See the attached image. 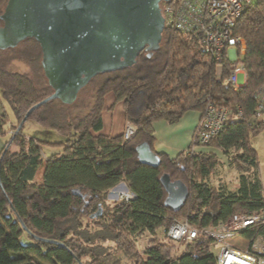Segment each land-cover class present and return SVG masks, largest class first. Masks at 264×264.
<instances>
[{"label": "trees", "instance_id": "1", "mask_svg": "<svg viewBox=\"0 0 264 264\" xmlns=\"http://www.w3.org/2000/svg\"><path fill=\"white\" fill-rule=\"evenodd\" d=\"M6 1L0 0V13ZM175 1L162 3V8ZM234 33L246 44L240 59L245 81L236 91L216 78L215 59L199 38L165 25L151 56L143 50L133 66L96 75L71 104L56 98L29 114L26 121L56 131L63 137L59 142L26 134L24 124L14 132L26 111L52 93L39 44L26 38L0 51V135L11 130L0 150V264H217L205 235L199 233L176 253V244L158 237L157 230L182 217L200 230L230 215L264 208L251 141L264 129V120H250L254 93L264 82V0L244 8ZM13 58L22 59L29 70L13 71ZM229 66L227 62L226 70ZM108 93L122 102L124 119L136 128L128 140L122 133L100 132ZM208 101L229 112L218 135L195 150L190 151V144L173 158L158 153L157 166L138 161L136 145L146 142L154 150L155 121L174 123L187 111L202 116ZM45 146L56 150L47 153ZM221 152H231L229 160L241 174L233 191L209 184ZM163 173L188 187L178 210L164 204ZM122 183L134 197L109 199L110 190ZM99 207L101 214L91 217ZM144 231L156 235L145 257L133 241ZM254 231L251 227L243 234L251 237Z\"/></svg>", "mask_w": 264, "mask_h": 264}, {"label": "water", "instance_id": "2", "mask_svg": "<svg viewBox=\"0 0 264 264\" xmlns=\"http://www.w3.org/2000/svg\"><path fill=\"white\" fill-rule=\"evenodd\" d=\"M170 1L7 0L0 13V50L14 48L26 38L35 39L44 76L52 88L50 95L26 111L14 132L45 102L57 98L71 104L96 75L133 66L143 50L151 56L160 46L165 27L162 3ZM135 151L139 162L159 164L158 153L146 142L136 145ZM160 181L166 191L164 204L178 210L188 196L187 185L168 173ZM72 192L81 195L78 189ZM100 214L99 207L90 216Z\"/></svg>", "mask_w": 264, "mask_h": 264}, {"label": "built area", "instance_id": "3", "mask_svg": "<svg viewBox=\"0 0 264 264\" xmlns=\"http://www.w3.org/2000/svg\"><path fill=\"white\" fill-rule=\"evenodd\" d=\"M257 0H176L173 4L162 8L165 25L185 35L200 39L204 51L215 59V76L237 90L245 81V72L240 59L245 53V40L235 34V24L242 11ZM227 62L230 66L226 70ZM243 77V83H238V75ZM255 109L251 121L264 120V82L254 93ZM225 106L208 101L200 121L195 129V139L191 150L207 144L219 134L228 118ZM241 116V111H238ZM136 132V128L126 121L123 138L128 140ZM115 199H132L134 195L129 190L111 189ZM255 228L249 236L243 233ZM161 231V232H160ZM160 232V233H158ZM199 233L211 240L210 248L218 250L214 254L217 264H264V208L247 213L233 214L218 223L202 227L200 230L191 227L185 218L173 221L167 228L157 230L158 237L176 244V253L183 251L191 240ZM156 237L149 231L133 236L134 245L145 257L144 251L149 241ZM145 241V244L143 242Z\"/></svg>", "mask_w": 264, "mask_h": 264}, {"label": "crops", "instance_id": "4", "mask_svg": "<svg viewBox=\"0 0 264 264\" xmlns=\"http://www.w3.org/2000/svg\"><path fill=\"white\" fill-rule=\"evenodd\" d=\"M101 117V133L113 136L123 132L126 122L123 114V105L122 102L115 101L111 93H108L104 98ZM200 119L201 112L187 111L174 123H169L165 120L155 121L153 123L155 139L153 144L154 150L157 153H166L171 158L175 157L180 151L185 150L192 144L193 134ZM26 134L30 135L29 133ZM2 146L3 142L0 141V150ZM120 185L124 186H121V190L125 191L127 189L123 183ZM238 185L239 184H237L236 189ZM113 189L118 190L119 188L117 189L115 187ZM112 198L115 199V193H113V196L109 197L111 200Z\"/></svg>", "mask_w": 264, "mask_h": 264}, {"label": "rangeland", "instance_id": "5", "mask_svg": "<svg viewBox=\"0 0 264 264\" xmlns=\"http://www.w3.org/2000/svg\"><path fill=\"white\" fill-rule=\"evenodd\" d=\"M5 50L7 49L0 50V51H5ZM7 55H5L4 57H6ZM9 68H11L13 71H18V72H25L29 70L28 65L20 58H13L9 60ZM238 83L239 84L243 83V77L241 74L238 75ZM2 105L4 106L5 110L9 114V117L11 118L12 115H11V111H10L8 104L4 102V104ZM0 111L2 112L1 105H0ZM23 131L26 133H29L30 135L34 137L39 138L40 140L47 141V142H59L63 139V137L60 136V134H58L56 131L49 129V128L42 127L38 125L36 122H34L33 120H27L24 123ZM7 133L9 135L11 133V130H8ZM8 135L7 134L0 135V141L4 143ZM251 141H252V145L254 146L257 152L259 179L262 184V194L264 197V129L261 130L258 134L252 136ZM55 148L56 147H53V146H45L44 150L47 153H49V152H54L56 150ZM220 155L221 156H219V160H220L219 164L216 166L215 171L212 173V175L209 176L208 178L209 184L215 187L221 186L223 187V189L233 191L234 189H236V186L239 183V179H240L239 177L241 174L231 164V160H229V158L231 157V152L225 155L221 152ZM121 186L122 185H118L116 188L117 189L119 188L118 190H121L122 189ZM110 196H113V194L109 193V197ZM183 218L184 217L179 218V219H183ZM143 244H145V241L143 242ZM211 252L216 254L218 250L212 247Z\"/></svg>", "mask_w": 264, "mask_h": 264}, {"label": "clouds", "instance_id": "6", "mask_svg": "<svg viewBox=\"0 0 264 264\" xmlns=\"http://www.w3.org/2000/svg\"><path fill=\"white\" fill-rule=\"evenodd\" d=\"M126 190H128V189H126Z\"/></svg>", "mask_w": 264, "mask_h": 264}]
</instances>
